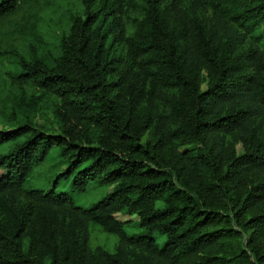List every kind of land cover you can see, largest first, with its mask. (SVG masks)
<instances>
[{"label":"trees","instance_id":"trees-1","mask_svg":"<svg viewBox=\"0 0 264 264\" xmlns=\"http://www.w3.org/2000/svg\"><path fill=\"white\" fill-rule=\"evenodd\" d=\"M38 1L19 53L0 0V264H264V0Z\"/></svg>","mask_w":264,"mask_h":264},{"label":"rangeland","instance_id":"rangeland-1","mask_svg":"<svg viewBox=\"0 0 264 264\" xmlns=\"http://www.w3.org/2000/svg\"><path fill=\"white\" fill-rule=\"evenodd\" d=\"M36 2H38L37 5H36ZM45 7H46V5L44 4V2H41L38 0L35 2H34V0H31V2L29 4L27 3L25 5V8H24L25 9V11H24L25 17H24V21L22 23L23 28H24V35H22L18 39V41H16V47H15V49H17V51H19V53L23 52L25 49H30V48H28V44H30V42H34L35 44H38V40H40L41 34L39 33V35L36 36V33H34L33 36H29V33L33 31L32 27H35L38 30L39 29L38 26H40V22L43 21L44 19H45V22H46V20L50 21L48 25L52 30H54V31L59 30L58 32L61 31V28L59 29L60 24L58 21H59V15L65 14V8H66L65 5H62V6L58 5L57 6V12H58L57 14H55V13L51 14L49 12L47 13V11H45ZM34 10L38 11V15L34 17L35 21L33 19H31L30 15H29V13L33 12ZM12 44H13V42H11V46H12ZM1 46H3L4 50H11L12 49V47L11 46L9 47V45L6 43L2 44ZM15 49H13V51H14L13 53H15ZM17 51H16V53H17ZM13 53H12V55H14ZM5 55L7 57V56H10L11 54L5 53ZM12 55H11V57H12ZM10 62H11L10 59H7L6 65H8ZM0 75L2 77V80L0 79V86H1L2 83H4V80H9V77L7 74L4 75V72L0 73ZM203 86L205 88V85H203ZM7 87H8V85L6 84L5 85L6 93H5L4 97L9 96L8 91H7ZM13 102L15 103V101H13ZM52 120H53V118L51 116V110H49L46 113H44V115L39 116L37 121L41 125L53 126ZM11 127H12V124H10V123H5V124L0 123V130L9 129ZM240 147H241V145H238V148H240ZM8 151H9V148H7L5 143L0 144V153H7ZM45 166H46V168L48 167L51 171H57V170H60L61 168H63V165L60 166V162L55 158L54 153L50 154ZM32 184L42 185L43 184L42 183V177L34 178L33 182L31 181V185ZM111 189H112V187H110L108 190H111ZM97 194H98L97 190L93 189V190H90L88 192L83 193L82 195H77L76 196L77 197L76 198L77 203L89 206L101 196V195H97ZM117 216L121 220H128L131 217L129 214H127L125 212H121V213L117 214ZM126 231L128 233H134V232L139 231V228L135 227L133 225H127ZM116 242H117V236L116 235L110 234V233L108 234V233L102 231L99 226H92L91 236H90V244L92 246L102 245L105 248L112 250L114 248Z\"/></svg>","mask_w":264,"mask_h":264}]
</instances>
